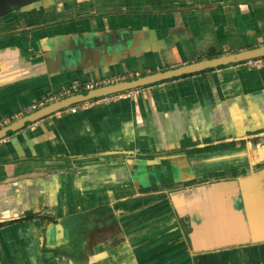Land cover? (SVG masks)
<instances>
[{"label":"crops","instance_id":"1","mask_svg":"<svg viewBox=\"0 0 264 264\" xmlns=\"http://www.w3.org/2000/svg\"><path fill=\"white\" fill-rule=\"evenodd\" d=\"M12 1L0 12L1 121L69 85L264 45V0ZM118 29L134 37L122 56L92 43L87 60L104 66L67 65L63 48ZM106 97L0 139V264H264V64Z\"/></svg>","mask_w":264,"mask_h":264},{"label":"water","instance_id":"2","mask_svg":"<svg viewBox=\"0 0 264 264\" xmlns=\"http://www.w3.org/2000/svg\"><path fill=\"white\" fill-rule=\"evenodd\" d=\"M12 2H13L12 0H0V12H2L4 9L7 8L5 6H8V8L12 10ZM17 3L19 2H15V4ZM109 35L110 36L105 35L103 40L101 39L93 40V36L85 35L84 40L80 43L77 49H69L68 47L63 48L64 54L66 56L65 60L67 62V65L70 63L71 65L75 64L77 67H81L82 69L94 68L99 65L101 67L104 66L106 62H104L102 58L100 59V61L93 64L91 63V61L87 60L88 50L90 48L91 49L93 48L92 46H89L92 43L93 44L99 43L100 45H96L95 48L99 47L101 51H108L116 56L117 55L122 56V54L125 52L124 51L122 53V50L130 49L134 45V37L130 30L121 31L120 29H118L117 32H113V33L110 32ZM263 56H264V45H261L252 49H246L236 53L225 54L213 58H207L201 61L189 63L171 69L157 71L155 73L134 77L128 80L99 86L97 88H93V90H89L83 93L72 94L70 96L48 103L42 106L41 108L32 111L18 118L17 120L9 123L8 125L0 128V139H3L7 135L21 129L22 127L30 123L36 122L44 117L50 116L53 113H57L61 110L70 108L71 106L77 103L86 102L94 98L113 95L120 91L139 89L140 87H144L152 83H156L159 81H163L175 77H180L201 70L219 67L230 63L246 61L248 59H253ZM129 98L131 97L113 99V100H122Z\"/></svg>","mask_w":264,"mask_h":264},{"label":"built area","instance_id":"3","mask_svg":"<svg viewBox=\"0 0 264 264\" xmlns=\"http://www.w3.org/2000/svg\"><path fill=\"white\" fill-rule=\"evenodd\" d=\"M263 64H264V62L261 61V60H259V61L249 60V61L247 62V65L250 66V67H257V66H261V65H263ZM116 80H117V78L113 79V78H111V77H108V78H101V79H99V80H97V81H94V82H88V83L85 84V86H86V88H88V89H90V88L92 89V88H94L95 86L106 85V84L111 83V82H114V81H116ZM74 89L77 90V87H74ZM72 91H73V87H66V88H64L63 90L59 91L58 94H60V96H65V95H69ZM138 92H139V89L126 90V91H122V92L115 93V94H113V95H109V96H107V97L104 98V99L113 100V99H120V98L133 97V96L136 95ZM56 98H57L56 95H51V97H48V99H49L50 101H52V100H54V99H56ZM48 99H46V100H48ZM42 103H43V102H42ZM42 103H41V104H42ZM84 106H85V107H88V104L85 103ZM77 109H78L77 106H73V107L71 108V111H72V112H76ZM0 122H1V120H0Z\"/></svg>","mask_w":264,"mask_h":264},{"label":"flooded vegetation","instance_id":"4","mask_svg":"<svg viewBox=\"0 0 264 264\" xmlns=\"http://www.w3.org/2000/svg\"><path fill=\"white\" fill-rule=\"evenodd\" d=\"M37 2H41V0H39V1H37ZM42 3H43V2H42ZM5 14H7V13H5ZM249 60H253V61H259V60H261V61L264 62V56H263V57H258V58H253V59H248V60L243 61V62H244L245 64H247V62H248ZM68 87H71V85H69ZM71 93H73V91H72ZM71 93H70V94H71ZM70 94H69V95H70ZM54 95L57 96L56 99H59V98L64 97V96H60V94H54ZM65 96H66V95H65ZM48 97H51V95L48 96ZM48 97H45L44 100L48 99ZM56 99H54V100H56ZM44 100L40 101V102H39V105H41V106L46 105V104L48 103V101H50L49 99H48V101H44ZM52 101H53V100H52ZM42 102H43V103H42ZM41 103H42V104H41ZM23 116H24V115H23ZM18 117H19V115L13 117L12 119H8L7 121H1V122H0V127H2V126H4V125H5V126L8 125L12 120H15V118H18ZM165 176H166V175H165Z\"/></svg>","mask_w":264,"mask_h":264},{"label":"trees","instance_id":"5","mask_svg":"<svg viewBox=\"0 0 264 264\" xmlns=\"http://www.w3.org/2000/svg\"><path fill=\"white\" fill-rule=\"evenodd\" d=\"M99 209V208H98ZM101 210V209H100ZM97 210L96 209H94V212H96ZM80 216V215H79ZM28 217V216H27ZM29 218V217H28ZM0 225H1V223H0ZM80 227H76L75 229H74V236H75V238H74V240L75 241H78V240H80L81 239V233H80Z\"/></svg>","mask_w":264,"mask_h":264}]
</instances>
